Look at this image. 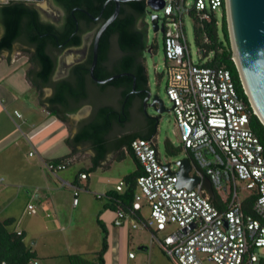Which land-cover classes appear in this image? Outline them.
I'll list each match as a JSON object with an SVG mask.
<instances>
[{"label":"built area","instance_id":"built-area-1","mask_svg":"<svg viewBox=\"0 0 264 264\" xmlns=\"http://www.w3.org/2000/svg\"><path fill=\"white\" fill-rule=\"evenodd\" d=\"M164 1V7L157 10L158 22L165 28L166 93L179 127L180 145L193 163L192 173L209 176L225 204L217 206L201 184L194 188L180 185L178 169L173 170L174 162L162 161L157 139L137 137L131 147L143 172L137 176L131 208H116L115 225L130 219L135 228L163 233L155 238L175 264H255L260 261L257 249L264 247V144L250 125L253 106L240 96L228 68L193 60L183 20L187 15L200 23L210 21L213 14L219 18L226 2ZM198 54L207 56L205 49ZM15 114L22 116L18 110ZM69 163L49 161L46 167L55 173ZM81 176L86 178L87 173ZM125 186L121 180L117 189L122 191ZM243 188L248 193L257 190L251 212L244 208ZM78 192L76 188L75 204ZM145 206L150 216L140 220L137 211ZM28 208L36 212L34 204ZM129 255L134 257L135 252ZM30 262L38 264L36 259Z\"/></svg>","mask_w":264,"mask_h":264},{"label":"crops","instance_id":"crops-1","mask_svg":"<svg viewBox=\"0 0 264 264\" xmlns=\"http://www.w3.org/2000/svg\"><path fill=\"white\" fill-rule=\"evenodd\" d=\"M8 1L1 0L0 6ZM3 33L0 11V37ZM22 47L16 42L12 50L0 51V220H13L10 228L25 235L38 264H71L69 255L94 254L102 248L104 229L109 242L105 264H175L155 238H161L163 233L147 227L135 228L130 219L121 226L115 225L118 206L113 196L118 183L138 168L127 146L119 144L120 139L133 135L157 139L166 119L163 115L159 119L157 114L146 115L138 105L135 111L144 118L143 132L138 133L130 125L129 115L124 122L115 119L102 133L101 154L92 138H77L97 117L92 115L94 100H71L67 109L56 112L49 100L54 94L53 84L40 85L36 76L38 64L23 54ZM69 77L70 69L53 80ZM91 88L90 85L89 92ZM16 110L22 113L21 117L15 114ZM167 124L165 133H175L178 145L169 137L166 140L180 146L175 115ZM120 125L126 128L120 131ZM170 150L173 151L172 146ZM69 155L72 163L79 161L84 166L74 172L67 170L71 163L55 173L46 167L47 162ZM81 173H87V177ZM81 195L85 200L83 207ZM29 204H34L36 212H30ZM146 208L149 207L141 211L144 219L150 216L145 215ZM131 251L135 252L134 257H130Z\"/></svg>","mask_w":264,"mask_h":264},{"label":"trees","instance_id":"trees-1","mask_svg":"<svg viewBox=\"0 0 264 264\" xmlns=\"http://www.w3.org/2000/svg\"><path fill=\"white\" fill-rule=\"evenodd\" d=\"M106 0H55L64 11V22L57 25L54 22L46 21L41 18L40 11L27 0H9L2 3L0 11L4 25V33L0 37V51L12 50L16 42L29 46L30 59L38 64L36 76L40 85L53 84L54 94L50 97V102L56 106L55 111L61 113L67 109L70 101L79 103L82 100L90 98L89 86L105 88L114 85L120 89V108L110 105L100 107L96 119L86 126L77 138L90 137L98 147L101 154L104 147V138L102 133L109 129L111 123L117 119L124 122L129 114L131 102L135 98L133 93L134 77L137 75L140 83L146 85L149 82V73L145 65L137 62V55L143 54L149 48L153 49L155 41L150 45L148 39V24L146 17L149 7L146 0H128L121 3L120 13L117 18L103 32L99 45V59L95 68V74L99 78H106L113 74L129 72L114 78L107 83H98L94 81L89 73V67L92 61V48L88 56L75 63L70 69L69 78L53 80L57 65L58 52L72 46L82 44L84 32L99 27L113 13L116 3L110 1L104 8L103 13L98 20L90 17L89 13L98 16ZM143 19L144 27H139V21ZM195 21V41L199 49H205V57L200 61L210 66H225L228 68L236 85V88L248 105L251 106L249 97L245 91L237 64L233 58V49L227 21L226 5L221 15V20L213 14L210 21L200 23L197 18ZM78 24V30L76 31ZM116 37L121 57L115 62L114 69H109L106 61L112 44V38ZM207 38V40H206ZM164 39V38H163ZM211 57H208V55ZM206 57H208L206 59ZM93 84V85H92ZM157 119L154 118V126ZM250 125L256 135L264 144V123L253 111L251 113ZM136 138L135 135L120 139L119 144H125L129 152L133 155L138 164V168L124 177L126 186L122 191L113 194L118 207H123L127 211L131 208L134 195L137 190V176L143 172V167L132 150L131 142ZM167 150L172 154H178L183 151V147L173 146L169 140H166ZM171 146L173 151H171ZM170 148V149H169ZM64 160L73 161L71 155L53 160L60 162ZM68 164V165H69ZM67 165V166H68ZM230 187L227 188V192ZM257 190L254 189L245 196L244 208L251 212V206L257 198ZM213 202L219 206H224L221 194L215 191ZM137 218L143 220L141 211H137ZM13 224L12 219L0 220V264H31L32 259L37 256L34 251L26 244L25 235L10 228ZM108 231L104 229L102 248L95 252L91 258L81 254L69 255L71 264H105V254L108 249ZM264 264V259L261 260Z\"/></svg>","mask_w":264,"mask_h":264},{"label":"water","instance_id":"water-1","mask_svg":"<svg viewBox=\"0 0 264 264\" xmlns=\"http://www.w3.org/2000/svg\"><path fill=\"white\" fill-rule=\"evenodd\" d=\"M116 3L115 9L111 16L106 19L96 31L92 45V61L89 67L91 78L98 83H107L124 74H131L129 72L113 74L106 78H99L95 74V68L99 59V45L103 32L107 27L117 18L120 13L121 3L128 0H106L101 13L98 16L89 13L90 17L98 20L105 8L110 2ZM150 6V13H152V23L155 32L162 31L165 28H160L158 19L159 14L157 10L164 7V0H146ZM227 21L231 37L233 58L237 64L242 83L249 100L254 108L255 113L264 123V0H225ZM43 17V15H42ZM44 18V17H43ZM172 29L175 30L173 24ZM78 30V24L76 31ZM86 35V34H85ZM85 35L82 36L84 41ZM83 43V42H82ZM74 47V46H73ZM68 47L67 49H72ZM73 64V63H72ZM70 64V66L72 65ZM134 86L136 79L134 74ZM54 74V78H56ZM147 96L144 98V106L149 105L153 107L158 113L157 119L165 111H172V107H166L164 99L152 91V88H147ZM179 176V184L194 188L199 184L206 188L211 198L215 197V190L212 180L209 176L202 177L197 171L192 173L194 166L188 156H184L176 162ZM169 172H172L170 163H166Z\"/></svg>","mask_w":264,"mask_h":264},{"label":"rangeland","instance_id":"rangeland-1","mask_svg":"<svg viewBox=\"0 0 264 264\" xmlns=\"http://www.w3.org/2000/svg\"><path fill=\"white\" fill-rule=\"evenodd\" d=\"M1 1V0H0ZM3 1V0H2ZM4 1H8V0H4ZM29 3L33 4L36 2V4L39 5V11L41 13V15H43V17L48 20V21H53L55 23H58L60 20H58L57 15H58V11L55 8H50L49 3L47 2V0H27ZM195 0H187V2L189 4H193ZM5 3V2H4ZM41 5V6H40ZM46 8L48 11L42 9ZM160 14L162 15V12H160ZM147 22L149 25L148 26V39L150 41V45L155 41V46L153 49L149 48L146 51V60H147V69H148V73H149V77H150V86L152 88V91L154 93H158L165 101L166 107L168 109H170L172 107L171 102L169 101L168 97H167V93H166V78L163 75L164 69L166 67L165 61V51H164V33L162 31H158L155 32L153 29V23H152V13H150V9L149 12L147 14ZM219 19L221 20V14L219 13ZM184 20V28H185V35L187 38V42L189 43L190 49H191V54L193 57V60L195 62H199L200 61V57L198 54L199 48L196 44L195 41V21L191 16H185ZM139 27H144L145 26V22L143 19H141L139 21ZM97 31V27L93 28L90 31H86L84 32L83 35H85V39L83 41V43L79 46H74L72 49H65L64 51H61L58 55L59 58V66H57L56 71H55V76L58 77H62L64 76L67 71L70 69L69 65L70 64H75L78 61H82L84 60L93 45V40H94V36L96 34ZM17 44L19 45H23L22 50H23V54L26 55L28 58L30 57L29 55V50H27L29 48L28 45L24 44V43H20V41L17 42ZM120 53L119 51V47L117 44V39L114 36L112 38V54L113 55H118ZM72 64V65H73ZM54 78V76H53ZM93 85V84H92ZM91 100H94L96 102H107V103H111L113 105L118 106L120 103L119 100V94L116 91V89H112L109 88L108 90H106L105 92H101L100 88L97 86H92L91 88V95H90ZM147 114L146 115H153V114H157L156 116H158V113L155 112V110L153 109V107H150L149 109H147ZM164 120L166 119L165 122V126L163 128L162 133H159V137L157 138V145L161 154V159L163 160V162H174V167L173 170H177L178 166L176 164V162L181 159L182 157H184V153L180 152L178 154H172L167 150V146H166V138L169 137L171 140L175 141V144L178 145V139L175 133H165L167 127V123H169L170 120L174 119V114L171 110L169 111H165L162 113ZM130 125L138 132L141 133L143 132L142 130H144V118L142 117V114L138 111H135ZM126 127L123 126H119V130L122 131L124 130ZM84 166V163L79 162V161H74L67 170H73L78 171V169H80V167ZM240 186H242V184H240ZM248 190L243 188L242 189V194L243 196H245L246 194H248ZM96 199V198H95ZM73 200V199H72ZM81 200V207H83L85 205V200L83 199L82 195L80 197ZM97 201H99L98 199H96ZM59 204V203H58ZM80 207V208H81ZM80 208H74V211H79ZM90 209H93V207H90ZM146 216L150 215V209L146 208L144 211ZM257 254L260 257V261L255 263V264H262L261 260L264 259V247L258 248L257 249ZM93 255V253H88L87 256L91 257Z\"/></svg>","mask_w":264,"mask_h":264},{"label":"flooded vegetation","instance_id":"flooded-vegetation-1","mask_svg":"<svg viewBox=\"0 0 264 264\" xmlns=\"http://www.w3.org/2000/svg\"><path fill=\"white\" fill-rule=\"evenodd\" d=\"M47 2L49 3V6H50V8H55L57 11H58V15H57V18H58V20H60L58 23H56L57 25H62L63 24V22H64V16H65V11H64V9L60 6V5H58L56 2H55V0H47ZM34 4V6L39 10V5L38 4H36V2L35 3H33ZM41 6V5H40ZM42 9H44V10H46V11H48L46 8H43V7H41ZM40 15H41V13H40ZM41 18L43 19V20H46L45 18H43L42 17V15H41ZM100 19V18H99ZM46 21H48V20H46ZM51 22H53V21H51ZM55 23V22H54ZM20 43H22L21 41H20ZM73 47V46H72ZM67 49V48H66ZM65 50V49H64ZM63 50V51H64ZM120 51V50H119ZM58 55H60L59 54V52H58ZM121 55H122V53H121V51H120V53L118 54V55H113L112 54V44H111V48H110V51H109V56H108V59H107V61H106V64L108 65V67H109V69H114V64H115V62L121 57ZM78 62H80V61H78ZM137 62H140L141 64H143V65H145L146 67H147V60H146V51H144L143 52V54H138L137 55ZM59 58H58V65L57 66H59ZM74 65V64H73ZM73 65H71L69 68L71 69L72 68V66ZM124 73H126V72H124ZM117 74H119V73H117ZM132 74H134V73H132ZM134 76H135V79H136V84H135V86H134V83H133V93H136V95L137 96H135V98L133 99V101L131 102V106H130V109H129V116L130 117H132V115H133V113H134V111L136 110V107L138 106V105H140L141 107H142V109H143V111H145V112H147V109H149L150 108V106L149 105H146V106H144V98L147 96V91H146V89L147 88H151V86H150V82H148L146 85H142L141 83H140V88H137V85L139 84V79L137 78V75L136 74H134ZM150 81V80H149ZM109 88H112V89H116V91L118 92V94H119V100H120V89L119 88H117V87H115L114 85H109V86H107V87H105V88H100V90H101V92H105L106 90H108ZM89 95H91V92H90V94ZM94 102V109H93V112H92V115H97L98 114V109L100 108V106L102 107V106H105V105H110V106H116V105H113V104H111V103H107V102H96V101H93ZM118 108H120V103H119V105H118Z\"/></svg>","mask_w":264,"mask_h":264}]
</instances>
